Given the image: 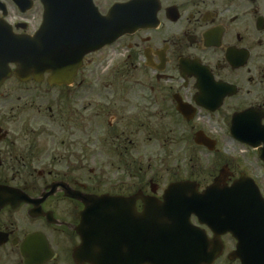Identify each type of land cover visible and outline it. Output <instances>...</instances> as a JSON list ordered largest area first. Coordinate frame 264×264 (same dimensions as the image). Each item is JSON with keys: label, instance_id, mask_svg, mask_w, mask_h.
I'll return each instance as SVG.
<instances>
[{"label": "flooded vegetation", "instance_id": "af4514ba", "mask_svg": "<svg viewBox=\"0 0 264 264\" xmlns=\"http://www.w3.org/2000/svg\"><path fill=\"white\" fill-rule=\"evenodd\" d=\"M0 20L36 66L0 84V264H86V196L142 212L222 174L264 198V0H0ZM191 223L213 264H264L253 236Z\"/></svg>", "mask_w": 264, "mask_h": 264}, {"label": "water", "instance_id": "95a60500", "mask_svg": "<svg viewBox=\"0 0 264 264\" xmlns=\"http://www.w3.org/2000/svg\"><path fill=\"white\" fill-rule=\"evenodd\" d=\"M108 25L114 24L109 20ZM45 30L44 26L42 32ZM32 44L31 39H17L10 27L0 22V83L11 74H36L32 58L25 54ZM9 63L18 66L13 73ZM84 203L76 229L82 244L75 258L90 264H212L215 258L200 255L207 243L192 227V215L215 234L210 243L216 244L220 235L230 233L238 241L253 236L256 248L250 251L264 245L260 237L264 236V200L254 183L243 176L230 187L223 185L220 176L202 194L192 183L172 185L162 202L147 199L141 213L121 207L124 205L108 196H86Z\"/></svg>", "mask_w": 264, "mask_h": 264}, {"label": "rangeland", "instance_id": "374dc122", "mask_svg": "<svg viewBox=\"0 0 264 264\" xmlns=\"http://www.w3.org/2000/svg\"><path fill=\"white\" fill-rule=\"evenodd\" d=\"M91 140H93V139H91ZM198 164H199V169H200L201 164L203 165V167L205 166L204 156L203 155H199Z\"/></svg>", "mask_w": 264, "mask_h": 264}]
</instances>
